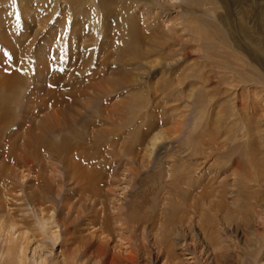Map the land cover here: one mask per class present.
I'll list each match as a JSON object with an SVG mask.
<instances>
[{
	"label": "bare ground",
	"instance_id": "bare-ground-1",
	"mask_svg": "<svg viewBox=\"0 0 264 264\" xmlns=\"http://www.w3.org/2000/svg\"><path fill=\"white\" fill-rule=\"evenodd\" d=\"M26 1L25 4L22 1L17 10L18 8L14 6L15 0H0V264H137L139 252L148 258L150 252L153 253L154 250L163 257L164 264H229L228 259L233 255L227 253L228 237H231L232 247L238 252L236 255L240 256L243 249L242 258L239 260L241 263L264 264V120L256 110L258 102L253 100L248 102L250 99L248 98L247 102L239 104L240 107L232 103L230 115L217 116L212 122L209 116L212 100L210 90H205L202 83L203 85H197V88H191L184 96L182 95L184 100L200 103L203 106L194 121L189 122L188 119L176 114L172 118L173 114H170L172 111L166 112L167 117L157 122H150L145 133L141 134L137 125L134 130L135 138L129 137V141L123 139L119 142L120 147L116 145L118 142L112 144L116 148L115 151L123 156L119 166L113 169L110 167V170L100 164L92 166L90 162L95 158L81 149V153L87 157L85 160L77 159V152L76 155H71L75 150L73 146H80L78 142L83 143L86 137L90 138L91 134L93 146L97 145L102 137L106 139L109 130L104 127L96 129V126L91 124L96 117L99 119L100 116L102 117L103 111L109 112L105 120L110 126H117L119 117L124 114V111H119L116 106L123 102L113 103V106L107 109L108 111H105L106 106L98 107V103L101 104L103 99L106 97L108 99L111 93L120 89L126 90L125 93L131 91V94L137 89L142 96L144 87L149 84L153 87L155 109L162 107L160 106L162 100L172 97L178 87L164 86V83H161L163 79L157 77L159 72L155 73V71L159 65L172 68L175 62L173 50L169 48L170 51L168 53L166 51L165 56L162 53L161 57L155 54L153 58L148 57L149 59L141 56L144 53L143 49L132 52L127 60L121 57L119 66L112 72L113 77L111 76V79L104 84L96 85L91 96H88L87 92L88 99L81 103L77 102L71 108L65 105L68 107L65 112L56 113L57 109L54 107L53 114L47 109L48 102L43 99L46 87L42 81L45 76V62L50 54L49 42L54 37L53 35L49 37L50 33L39 30L40 27L33 24L36 21L34 14L37 12L33 14L34 9L29 8L30 1ZM147 1L158 5L157 8H162V10L154 11V15L162 21L159 32L161 35L158 37V43L153 42L149 47L159 49L162 48L161 40L173 37V35L169 37L173 30L169 22L175 23L178 13L174 12L172 15L170 11L176 8L181 9L184 4L186 9L193 10L194 8L190 9L191 4L188 3L194 0ZM192 4L196 8L201 7L202 1L200 4L196 2ZM221 5L217 3L219 8ZM204 8L208 10L207 7ZM15 10L23 16V24L20 20L17 21V25L14 23L17 19L13 17ZM197 10L200 9L197 8ZM167 13L170 15L165 16ZM216 19L218 21L217 17ZM200 20L194 26L199 28V22H202ZM150 21L154 22V20ZM181 21L186 22L184 19ZM209 21L211 24L215 23L212 22L213 20ZM42 22L44 25V21ZM58 22L59 20L56 22V31L64 25ZM117 22H119L118 18ZM128 23L126 22L127 25ZM189 23L190 20L186 22V24ZM194 26L189 24V27ZM32 27L39 39L36 43L34 42V50L32 49L33 41L28 40L23 54L27 57V49L32 50L35 64L33 67L36 73L31 75L32 61L28 62L23 58L22 67L25 66L27 70L22 68L23 76H20L18 73L11 72L12 66L15 65L17 49L14 44L22 37L27 40V32ZM187 30L186 33H188ZM205 30L207 32V28ZM196 31L199 32V29L196 28ZM211 31L216 30L213 28ZM197 32L194 33L196 36ZM199 33L196 37L198 40L202 35ZM206 36L208 37L207 34ZM72 37L76 43V35ZM150 38L146 36V39L150 40ZM175 39L178 40V38ZM204 40L206 43V39ZM172 43L171 41L169 44L172 45ZM22 45H19V48ZM99 45L101 46L102 43ZM1 49L4 51L2 52ZM255 70L258 74L263 72L258 78L261 80H259L261 86L264 87V68L260 70L255 68ZM205 74L193 76L199 83ZM205 78L207 82V75ZM179 80H177L178 84H182ZM229 80L225 85L232 87L233 81ZM249 80L253 82L252 78ZM207 88L210 89V87ZM262 89L260 92H264ZM227 91L228 89L224 96L229 98L231 94L229 95ZM252 92L254 93L255 90L251 91V96H253ZM128 108L130 109L128 111L137 117L145 112L140 109L141 111L138 110L137 113L135 109L137 107ZM99 126L103 125L99 124ZM91 140L89 142H92ZM72 149H74L73 152ZM143 176L147 178V183H144ZM151 177H153L152 180ZM130 193L139 200L142 193H146L151 200L149 208L146 206L147 209L142 213L143 215L140 213L141 215L136 219L133 216L129 217ZM83 221L85 224L81 226ZM259 225L263 230L261 234L257 232L256 226ZM123 236L130 250L127 255L121 257L117 253H112L109 245L113 240ZM244 237H248L250 243L248 240V243H243L246 241ZM55 248L58 250L56 251ZM214 248L223 249L215 252ZM148 260L151 261L149 258Z\"/></svg>",
	"mask_w": 264,
	"mask_h": 264
},
{
	"label": "rangeland",
	"instance_id": "rangeland-1",
	"mask_svg": "<svg viewBox=\"0 0 264 264\" xmlns=\"http://www.w3.org/2000/svg\"><path fill=\"white\" fill-rule=\"evenodd\" d=\"M29 1H30L29 4H31V6L29 4H27V5H29L30 9H34L33 14L35 12H37L36 14H34L36 21L33 24L35 26L40 27V28H38L39 30H45V33H48V34L50 33L49 37H51L52 35H53L52 37H54L49 42L50 43L49 44L50 45V47H49L50 54H49V57L47 56V60L45 62V65H46L45 76L43 77L44 81H42V82H44L42 84L46 87V89L43 93V99L46 102H48L47 103V109L50 110L53 114L55 113L54 107L57 109L56 113H60L62 111L65 112L66 108H68V107H65V105L66 106L68 105L71 108V107L75 106L77 102L81 103V102L85 101L86 99H88V96L89 95L91 96V92L94 90V87L96 85L104 84L106 81L111 79L112 72H113L115 67L117 68L119 66L121 57L123 59L125 58L124 60H127L131 57L132 52H134L136 50L142 51V49H143L144 53L141 56L143 58L145 56L147 59H149V58H153L154 57L153 55H155V54L158 57H161L162 55L165 56V54L168 53V51H170L171 49L173 50V56H174L173 59L175 58L174 59L175 62L173 64L174 66L172 65V68H164L162 65H159V67L156 69V71L154 70L155 73L157 71L159 72L157 77L163 79V81L162 82L160 81V82L162 84L164 83V86H169V85L175 86L176 85L178 87L177 90L174 91V95L172 94V97L162 100L163 102H161L162 105H160V106H162L163 109H162V107L158 108L159 110L157 108L155 109L154 101H153L155 96L152 93L153 87L150 86L149 84H148V86L146 85L144 87L143 90H145V91L142 92V96H141V93L139 92V90H137V89L132 94H131V91H129V93L128 92L125 93L126 90H124V89H120L116 92L111 93L108 96V99L106 97L105 99L102 100V102H103V103L101 102L102 105L98 103V107L99 106L100 107L106 106L105 111H108L109 107L113 106V103L123 102V104L116 105V106H118L119 111H121V112L124 111L123 116L122 117L120 116L118 119L119 124H117V126H115V125L110 126L109 122L107 120H105V118L109 116V112L103 111L102 117L100 116V119H99V117H96L92 121L93 123L91 122V124H94L96 126V129L97 128L101 129L103 127L106 128L107 130H109V134L106 136V139H105V137H104V139L102 137L100 140H98V144L94 145V146L92 144L93 141L90 139V138H92V134H91L90 138L86 137L85 140L83 141V143L78 142V144L79 145L81 144V145L78 147L73 146V148L75 150L72 149V152H73V150H74V152L71 153V155L72 154L76 155V152H77V155H78V156L76 155L77 159H79V160L80 159L81 160L86 159L87 155H84L81 153V149H82V150H85L86 153L90 154L91 156H93L95 158V159H93L92 162H90V164H92V166H96V165L99 166V164H100V165H103V167H105L106 169H109L110 167H111L110 169H113V167L119 166V164L122 162L121 159H123V156H120L117 153V151H115L116 148L112 144L118 142L116 145H117V147H120L119 142L122 141L123 139L129 141L130 139L135 138L136 135H134V130L137 127V125H138L137 129L139 130V132L141 134L145 133L147 131V126L150 122L152 123L153 121L157 122V120H162L163 117L164 118L167 117L166 112L168 113L169 111L173 112V113L172 112L170 113V114L174 115V116L172 115V118L175 117V114H176L180 117L182 116L181 118L188 119L189 122L194 121V119L197 118L198 113L203 106H201L200 103L190 102L187 99L186 100L188 101V103H186L187 101L184 100L185 98L183 96L187 93V90H189L191 88H197V85L201 86L204 84L203 87L205 88V90H207V91L210 90L209 93L211 94L210 98L212 100H211V105L209 107V113L210 114L209 113L208 114H209V116H211L212 122H214L216 120L217 116H228V115H230L231 114L230 113L231 112L230 107H231L232 103H236L235 105L240 107L239 104L247 102L248 98H250V99H248V102H251L252 100L254 102H258L257 103L258 107L256 108V110L259 112L258 115L261 114V117L264 120V117H263L264 116V106H263L264 105L263 104L264 103L263 102L264 101V97H263L264 92H260L261 88L264 89V87L261 86L262 85L260 83L261 80L258 78L260 74H263V72L261 71L258 74L255 70V68H258V70L262 69V67L264 68V0H213V1H218L217 3L219 6L222 3L220 8H219V6H217V3L216 2L213 3L212 0H200V1L194 0L193 2H196V4L197 3L200 4L202 1V5H200L201 7L197 6L198 9L205 10L206 8H204V7L208 8V10H205L202 12H200V10H197V8L192 4L193 3L192 1L188 4L189 5L191 4L190 9L194 8L193 10L186 9V6H185L186 4H184L185 7L183 6V4H181L183 6L182 8H184L185 10L182 8L181 9L176 8V9H174V10L172 9V11H170V14H172V15L174 12L176 14L178 13V15L176 17L177 20L175 23L171 24L168 20L169 25L173 26V28H172L173 30L169 35V37H171V35H173V37H171L172 40H170L171 38L170 39L168 38V40L166 39L164 41L161 40L162 48H159V49L158 48H152V49L149 48L151 43H153V42L158 43V37L161 35L159 32H160V25H161L162 21L160 20V18H157L154 14L156 12V9L162 10V8L161 7L157 8L158 5H155L153 2H149L147 0H145V1L144 0H99V1L98 0H88V1L87 0H79V1L78 0H29ZM58 1H61V2H58ZM102 1H104V3ZM15 2L17 3L16 5H15ZM15 2H14V6L16 8H18L17 10H19V7L21 6V2L23 4L27 3L26 0H15ZM145 2L148 5H146ZM215 3H216V5H215ZM152 4H154V5H152ZM205 5H207V6H205ZM210 7H212V9ZM103 8H104V10H103ZM215 8H217V9H215ZM188 10L190 13L188 12ZM90 11H91V14H90ZM209 11H210V13H209ZM120 12L125 14V16ZM149 12H151V13L154 12V13L150 15ZM203 12H205L204 13L205 15L203 14ZM59 13H61V14H59ZM14 14H13L14 19H16V18L18 19V20L17 19L14 20V23L17 25V21L20 20L23 24V20H22L23 16L19 13V11L15 10ZM170 14L167 13V15H165V16H169ZM188 14H190V15H188ZM197 14H198V16H197ZM200 15L202 17H200ZM36 16H37V18H36ZM213 16H215V17H213ZM59 17H60V19H59ZM204 17L206 18V20ZM216 17L218 18L219 25H221V26L217 25L218 21H217ZM38 18H40V19L38 20ZM117 18H118V21L120 23L117 22ZM182 18L186 22H188L190 20V23L193 24V26L195 24H198L197 21L200 19L202 20V22H201L202 24H203V20H205V22H204L205 24L202 25L199 22V25H198L199 28L197 26L189 27L190 23L189 24H186V22L184 23L183 21H181V20H183ZM62 19H64V21ZM57 20H59V22H58L59 24L65 25V26L61 25L60 29H58V31H56L57 30V27H56ZM94 20H96V21H94ZM102 20L104 22H102ZM150 20H154L155 23L153 21H150ZM209 20H213L212 22H215V23L211 24V21H209ZM42 21H44V25H43ZM178 21H179V23H178ZM126 22H129L128 25L126 24ZM80 23H83V24H80ZM150 23H152V24H150ZM54 24H55L56 28L54 27ZM73 24H76V25H73ZM119 24H121V25H119ZM180 25L181 26L183 25V26L181 27ZM209 25L211 26V29H210ZM69 26H70V28H69ZM190 26H192V25H190ZM212 26H214L213 28L216 31H211L213 29ZM186 27H188L187 28L188 30L186 29ZM111 28H113V29H111ZM119 28H122L123 30L119 29ZM191 28H192V30L194 29L193 30L194 32L191 30ZM196 28H197V30L199 29L200 33L196 31ZM206 28H207V32H205ZM221 28H222V30H221ZM64 29H66V30H64ZM155 30H157V31H155ZM186 30L188 33H186ZM19 31L22 32L21 29H19ZM50 31H52V33ZM109 31L111 34L109 33ZM196 32H197V36H198V33H199V35L202 34L201 37H199L201 44H200L199 40L196 38L197 37L196 34H194ZM213 32H214V34L212 35ZM217 32H219V34ZM224 32H227L228 34L224 33ZM122 33H123V35H122ZM205 33L208 35L210 40L208 39V37L206 36ZM208 33H210V35ZM221 33H224V34L222 35ZM71 34L76 35V39H75L76 43L74 42V37H72ZM27 35H28V37L26 36L27 40H25L26 38L22 37L21 39H24V41H21V39L20 40L17 39V41L14 44V46L17 49L15 52V55H16L15 56V63H14L15 65L12 66L13 71H11V72H14L15 74L18 73V74H20V76H23V73H22L23 69L22 68L26 69L25 66L22 67L21 61L24 62V59H25V61H28V62L30 60L32 61L31 69L33 72L31 71V75H35V73H36L35 69L33 67V66H35V64H34V60H33V54H31L32 50H30L29 48L27 49V54L30 55V56L27 55V57L23 54V50L26 48L28 40H30V42L33 41V48L32 49L34 50V45H35L34 42L35 43L37 42V40L39 39V36L35 34V30L33 27L30 30H28ZM105 35H106V37H105ZM148 35H150V36H148ZM102 36H104V37H102ZM146 36L148 38H150V37L152 38L154 36L155 38L153 37L152 38L153 40H151V38H150V40H148V39H146ZM203 36H205V37L203 38ZM59 37H60V39H59ZM107 37H108L107 41H109V39H110L109 42L106 41ZM17 38H18V36H17ZM175 38H178V40L176 41ZM123 39H125V40H123ZM204 39H206V43H205ZM212 39H214V40H212ZM169 40H170V42L171 41L173 42L172 45L169 44L170 43ZM252 40H254V41L252 42ZM101 43H102V45L100 46L99 44H101ZM126 43H127V45H126ZM142 44H144L147 47L144 48L143 47L144 45L142 46ZM19 45H22V46H20V48H19ZM108 45H109V47H108ZM125 45H126V47H125ZM21 48H23V49H21ZM98 48H99V50H98ZM169 48H170V50H168ZM19 49H21V51ZM56 49H58V50H56ZM155 49H157L158 51ZM162 49L164 50V52ZM125 50H126V52H125ZM1 51L3 52L4 49L3 50L1 49ZM19 51L23 55H21V53H19ZM150 53H151V55H150ZM161 53H162V55H161ZM23 56H25L26 58ZM250 57H251V59H250ZM240 58H242V59L240 60ZM20 59H22V60H20ZM19 63H21V64L19 65ZM178 66H180V67H178ZM257 66H259V67H257ZM207 67H209V68H207ZM176 69H178V70H176ZM248 69H249V71H248ZM162 71H166V72L162 73ZM206 71L208 73H206ZM199 72L201 73V75H203L205 73L206 74L203 76L204 78H202V79L199 78V79H201L202 82L200 81L198 83V80H196L194 78V76L197 74H200ZM244 72L246 73V76H245ZM256 73H257V75H256ZM187 74H188V76H187ZM171 75H173V77H171ZM177 75L179 77H177ZM206 75H207L208 80H209V81L207 80V82L205 81ZM188 77H189V81H187ZM190 77H191V81H190ZM245 77H247V78L245 79ZM255 77H257L258 79ZM248 78L249 79L252 78L253 82H251ZM178 79H180L179 82L182 81V84H178V82H177ZM255 79H257V80H255ZM216 80H217V82H216ZM228 80L233 81L234 85L232 87L225 85L228 82ZM254 81H256V83ZM185 82H186V84H185ZM222 83H224V84H222ZM241 83H242V85H241ZM151 85H153V84L151 83ZM159 85H161V84H159ZM239 86H240V88H239ZM207 87H210V89ZM243 87L245 89H243ZM227 89H228L227 93H229V95L231 94V96L229 98L224 96L225 91ZM263 89H262V91H263ZM254 90H255V92L254 93L252 92L253 96H251L250 93H251V91H254ZM179 91H181V93ZM256 91H258V92H256ZM243 92L245 94H243ZM86 93L88 96H86ZM215 93H217V94H215ZM219 93H221V94H219ZM241 93H242V95H240ZM255 93H257V95ZM144 94H145V97H143ZM180 95L181 96L183 95V96L181 97ZM246 95H250L251 97L250 96L247 97ZM237 96H238L239 101L241 103L238 101ZM218 98H220V99H218ZM230 98L232 100H229ZM236 98H237V101H236ZM259 98H260V100H259ZM261 98H263V99H261ZM139 101L140 102L142 101L143 104L139 103ZM53 104H54V106H53ZM124 104H125V106H124ZM124 107H126V108H124ZM128 107H132V108L137 107V108H135L137 113H138V110H139V112L141 111L140 109H143V111H145V112L142 111L143 113H141L139 115V117H137L136 115L133 116L131 111H128V110H130ZM213 107H215V108H213ZM150 109L152 111H150ZM147 110H148V112H147ZM159 111H161V112H159ZM191 115H192V117L194 116L193 119H192V117H190ZM180 117H177V118H180ZM4 118L2 120H4ZM102 119H103V121H101ZM113 120H115V119H113ZM139 120H141V121H139ZM208 120H209V118H208ZM99 124L103 125V126L100 127ZM123 126L125 127V129ZM90 130H93V128H90ZM125 136H126V138H125ZM121 137H123V138H121ZM129 137H130V139H129ZM109 138H111V139H109ZM90 140L92 142H89ZM94 142H97V141H94ZM83 144H84V146H83ZM76 149H78V150H76ZM89 151H90V153H89ZM81 155H83V156H81ZM115 155L117 157H115ZM143 177L145 178V176H143ZM152 179H153V177H151V180ZM144 180H145L144 183H147V181H146L147 178H145ZM146 193H148V192H146ZM146 193H144V194L142 193L140 200L138 198H136L132 193H130V196H129L130 202H128V206H130L128 208L129 213H130L129 217L133 216V218L136 219L142 213H144V211L147 208H149V206L151 204V200L149 199V195H147ZM146 206H147V208H146ZM84 222L85 221H83V223H81V226H84V224H85ZM78 227H80V226H78ZM256 227H257V232H259L260 234L263 233L262 226L259 225ZM243 239L246 240V241H243V243L244 242L248 243V241L250 243V240L248 237H244ZM227 240H228L227 243L229 245L227 253L233 255V257L228 259V263L229 264H247V262L241 263V261H239L242 258L241 256L244 252V251H242L243 249L241 250L240 256L236 255L238 252L232 247L233 242H232L231 237H228ZM109 246H110L109 250L112 253L113 252L117 253L121 257H124L125 255H127L128 251L130 250V248L128 247V244L126 243L125 236L121 237L120 239L113 240ZM214 249H215V252H219V251H222L223 248H221V250L219 248H214ZM55 250H56V248H55ZM151 252H150V255L148 257L149 259H151V261L148 260L146 255H143V254H141V252H139L137 264H164L165 263V262H163V257L160 254H158L156 252V250H154L153 253H151ZM142 255H143V258H141ZM139 256H140V258H139ZM142 259H144V260H142ZM141 260L144 261V263Z\"/></svg>",
	"mask_w": 264,
	"mask_h": 264
}]
</instances>
